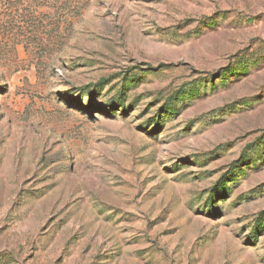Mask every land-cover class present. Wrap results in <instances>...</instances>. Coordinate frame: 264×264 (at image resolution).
<instances>
[{
  "label": "rangeland",
  "instance_id": "rangeland-1",
  "mask_svg": "<svg viewBox=\"0 0 264 264\" xmlns=\"http://www.w3.org/2000/svg\"><path fill=\"white\" fill-rule=\"evenodd\" d=\"M0 264H264V0H0Z\"/></svg>",
  "mask_w": 264,
  "mask_h": 264
}]
</instances>
